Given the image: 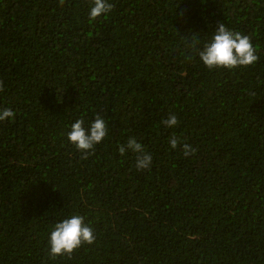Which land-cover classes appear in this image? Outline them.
I'll use <instances>...</instances> for the list:
<instances>
[{"label": "trees", "instance_id": "1", "mask_svg": "<svg viewBox=\"0 0 264 264\" xmlns=\"http://www.w3.org/2000/svg\"><path fill=\"white\" fill-rule=\"evenodd\" d=\"M110 3L90 20L91 0H0V108L15 113L0 122V264H264V0ZM218 23L251 37L256 64L188 53ZM97 112L109 136L85 155L66 130ZM129 136L149 169L119 153ZM70 212L96 240L51 257L48 227Z\"/></svg>", "mask_w": 264, "mask_h": 264}, {"label": "clouds", "instance_id": "2", "mask_svg": "<svg viewBox=\"0 0 264 264\" xmlns=\"http://www.w3.org/2000/svg\"><path fill=\"white\" fill-rule=\"evenodd\" d=\"M113 5L110 0H91L88 15L90 20L107 16ZM185 48L194 55L198 62L209 70L228 69L254 65L258 62L257 48L249 35L233 30L224 23H218L214 30L203 40L192 34L185 40ZM15 113L11 108H0V122L11 121ZM161 123L166 128H175L179 121L176 114H169ZM109 136V120L99 112L85 122L83 118L75 119L66 130V138L77 150L85 155L95 150ZM169 146L176 149L181 140L173 134L168 138ZM184 155L195 152L191 145L182 144ZM119 153L135 154V167L138 170L149 169L153 156L146 146L135 136H129L125 143L119 145ZM47 250L51 257L71 255L83 244H92L96 240L95 229L86 217L75 212L65 214L61 219L49 225L47 233Z\"/></svg>", "mask_w": 264, "mask_h": 264}]
</instances>
